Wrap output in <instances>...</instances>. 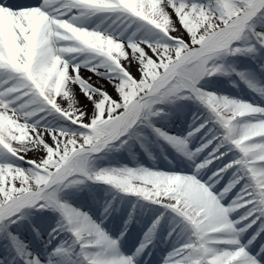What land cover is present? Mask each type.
Wrapping results in <instances>:
<instances>
[{"label": "snow or ice", "instance_id": "obj_1", "mask_svg": "<svg viewBox=\"0 0 264 264\" xmlns=\"http://www.w3.org/2000/svg\"><path fill=\"white\" fill-rule=\"evenodd\" d=\"M158 242L162 264H264V0H0V264Z\"/></svg>", "mask_w": 264, "mask_h": 264}, {"label": "rangeland", "instance_id": "obj_2", "mask_svg": "<svg viewBox=\"0 0 264 264\" xmlns=\"http://www.w3.org/2000/svg\"><path fill=\"white\" fill-rule=\"evenodd\" d=\"M177 27L179 28V25L177 24ZM173 35H183L184 39L187 41L188 40V36L186 35V33L184 32H179V33H173ZM133 72V75H137L135 72V68L131 69ZM91 75V73L87 72V76ZM138 78V77H137ZM109 92H111V94H113L115 96V93L113 92L111 86L108 88ZM225 90L227 91L226 94H232L235 95L239 98H244L250 101H255L257 103H259L257 100L259 99L257 96H255L254 94H252L251 92H249L247 89H243V87H238L233 89L230 85H225ZM178 122V121H177ZM182 127L181 122H178L177 125L175 126V130H179ZM147 158V157H146ZM119 160L121 163H127L128 162V158L125 155L124 157H119ZM27 166V165H25ZM87 210V209H85ZM143 218V217H142ZM144 219V218H143ZM148 222V221H147ZM147 224V223H146Z\"/></svg>", "mask_w": 264, "mask_h": 264}, {"label": "bare ground", "instance_id": "obj_3", "mask_svg": "<svg viewBox=\"0 0 264 264\" xmlns=\"http://www.w3.org/2000/svg\"><path fill=\"white\" fill-rule=\"evenodd\" d=\"M173 19H175V17L173 16ZM149 54H151V53H149ZM134 68V67H133ZM132 68V69H133ZM81 74L82 75H84L85 77H88L87 76V71H85V70H81ZM90 76V75H89ZM92 80H93V82H97V78L96 77H92ZM100 83H103L104 84V86L108 89L109 87H110V85L109 84H107V82H104V81H100ZM109 91V90H108ZM111 93V92H110ZM113 95V94H112ZM114 96V95H113ZM114 98H115V96H114ZM81 99V104H83V105H85V107L87 106L86 105V101H84V99L81 97L80 98ZM182 119H183V116H181L180 117V120L178 121V122H180V121H182ZM177 122V123H178ZM177 123H176V125H177ZM175 125V126H176ZM49 142H51V141H49ZM39 155V153H33V152H29V153H27V158L28 159H32V158H36L37 156ZM113 225H110V227H112ZM114 226H116V225H114ZM26 233V232H25ZM25 233H22V238H25V236H27L28 234H25ZM27 238V237H26ZM126 247V246H125ZM126 248H128V247H126Z\"/></svg>", "mask_w": 264, "mask_h": 264}]
</instances>
